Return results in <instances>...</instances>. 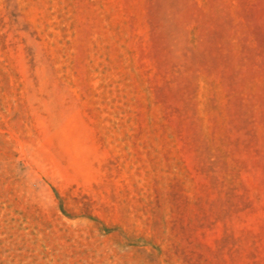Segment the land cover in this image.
Masks as SVG:
<instances>
[{"label":"rangeland","instance_id":"rangeland-1","mask_svg":"<svg viewBox=\"0 0 264 264\" xmlns=\"http://www.w3.org/2000/svg\"><path fill=\"white\" fill-rule=\"evenodd\" d=\"M0 264H264V0H0Z\"/></svg>","mask_w":264,"mask_h":264}]
</instances>
